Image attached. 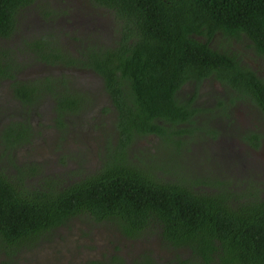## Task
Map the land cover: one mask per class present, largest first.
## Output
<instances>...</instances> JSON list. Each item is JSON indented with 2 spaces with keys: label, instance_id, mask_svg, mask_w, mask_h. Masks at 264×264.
<instances>
[{
  "label": "trees",
  "instance_id": "trees-1",
  "mask_svg": "<svg viewBox=\"0 0 264 264\" xmlns=\"http://www.w3.org/2000/svg\"><path fill=\"white\" fill-rule=\"evenodd\" d=\"M40 1L0 0V86L1 80L11 81L25 116L5 125L0 144L4 148L8 143V148L22 144L27 130L31 136V118L40 115L46 95L54 101L56 125H67L61 120L63 113L79 111L83 96H89L77 90L82 75L68 72L71 68L101 77L116 111L118 141L99 169L61 188L49 183L41 188L26 185L25 178L35 173L33 164L19 165L16 157L9 159L15 172L6 173L0 164V254L5 257L0 264H19L22 250L38 244L39 238L52 240L59 234L57 226L69 228L71 219L79 216L106 226L114 223L112 226L126 234L158 226L169 243L190 252L174 249L175 264H264V196L250 190L254 188L251 181L247 192L239 182L226 196L223 192L209 194L206 186L226 190L222 185L228 181L192 173L186 179L174 170L178 163L163 168L156 159L148 170L138 168L126 154L133 139L150 133L159 136L164 146L183 147L186 140L172 136L191 132L196 122L193 116L201 109L191 99L179 100L177 91L214 70L264 112V81L209 44L215 33L222 36L219 45L224 37L223 45H231L227 37L237 39L243 33L264 56V0H91V6L111 13L115 20L112 29L124 36L113 46L98 38L79 48L78 37L68 34L66 42L61 30L25 34L23 29L28 27L20 17L29 6L48 25L63 14L44 9ZM16 36L18 42L10 46L8 41ZM61 40L74 44L76 53L65 43L63 48ZM31 64L44 65L47 72L25 78L23 69ZM6 111V107L0 108V120ZM186 123L189 127L174 132L167 127ZM16 125L23 130L15 132ZM161 172L171 173L173 179L163 181ZM192 185L205 188L195 193ZM84 264L124 262L112 255L102 260L89 258Z\"/></svg>",
  "mask_w": 264,
  "mask_h": 264
},
{
  "label": "flooded vegetation",
  "instance_id": "flooded-vegetation-1",
  "mask_svg": "<svg viewBox=\"0 0 264 264\" xmlns=\"http://www.w3.org/2000/svg\"><path fill=\"white\" fill-rule=\"evenodd\" d=\"M89 6L92 7L91 4H89ZM59 17H60L59 21L62 23L61 24L62 28H67L68 26L64 25V23L66 21L67 22L70 21L68 17L65 16L64 14L60 15ZM55 19L56 18H54V20L51 21L49 24L52 23L55 24ZM103 20L104 19H101V21ZM108 21L109 20H106V23L104 25H108ZM110 22H111L110 30L105 31L102 29H98L97 30L98 35L96 36V38L92 39L90 43H95V41L98 38H102L101 36H99L101 35V31L103 33V37L105 34L113 33L112 35H106L104 37L105 43L110 44L111 46L114 45L113 44L114 42L118 41L124 36L121 31L112 29V27L115 25V20L113 16L111 17ZM59 30H61V28ZM62 35L65 41L68 42L69 41L68 36H65L64 34ZM221 37L222 36H220L219 33H215L213 37L210 39L209 44L212 47H219L222 52L233 56L234 59L237 60V62L240 65L249 68L251 71L254 72V74L257 77L261 78L264 81V56L257 52L256 48L253 45V42L249 39V37H247L243 33H240L237 39L233 37H227L232 42L231 45H223V43L226 40V38L224 37L222 41V45H219L218 43ZM203 40H206V38ZM79 47L80 46H78V48ZM72 53H76V51L75 52L73 51ZM261 65L263 67L260 68L259 66ZM48 66L52 67L51 65ZM25 67L28 68L27 65ZM49 69H54V68H49ZM33 70L34 72H38L37 71L38 69L36 68ZM82 71L76 68H71L68 70V72H73V73L75 72L82 75L81 80L77 81L76 85L79 84L80 86V84H86L92 86L94 90L90 93L88 90H82L79 89L78 87L77 89L78 91L88 92L89 96H83L84 101L81 104V108L79 109V111L74 112V114L69 113L67 111L63 113L64 116L61 117V120L67 123V125L65 126L56 125V121L53 119L58 117V113L56 110L53 109L54 101L51 100L52 97L46 95L44 96V98L45 101L47 98V101L44 104H42L40 109V115H33V118H31V122L33 124L32 128L30 129V132L32 133L31 136L30 137L28 136V130H27L23 132V138L25 139V141L22 144L11 146L9 148L8 145L10 143H8V145L5 148L3 144H0V151H1L0 164H2V166L5 169L11 168L9 165V159L11 157L13 158L16 157L17 159L15 160V162L19 165L23 164L24 162L30 165L33 164L32 171H34L35 173L33 175H30V177L29 176L26 177L24 181L26 185H30L31 188L34 187L41 188L42 185L46 183L56 185L60 188L63 186H68L71 184V182L78 181L81 177L84 176V174L81 176H76L72 173V171L68 170L67 169V164H69L68 160H71L70 163L75 162L78 165L77 169L80 167V163L83 169H84L83 163L85 162L95 163V167H96L95 170H97L100 168V166H102L103 161L108 159L109 154L111 152L108 150V148H113L117 146L118 119H117L116 111L114 110V105L112 104V100L110 96L107 95L106 92L103 90L102 79L97 73H94L92 71H86L84 69H82ZM25 78H29V77H25ZM191 81H193V83L191 85L189 84L188 92L184 95V97L180 98V93L182 91L181 88L183 87L182 86L180 90L177 91V98H179V100L191 99L192 104L198 105V107L201 109V112L195 113L193 119L196 118L197 120V117L199 116L206 117L204 115H211V114L217 115L215 119L211 121L212 123L215 124L214 127L213 126H209V128L195 127L194 130L197 133H199V128L204 132L208 131L207 133L213 132V136L214 134L219 133V139H220V137H222V134L226 131L228 126L236 124L234 120L237 119L235 115V113L237 112L241 124L240 131H243L245 133L243 134V136L242 135L240 136L241 141L243 140L244 146H246V148L251 150L250 156L246 158L247 159L246 162L250 161V162L259 163V165L257 164V166H259V168L261 169L264 168V160H263L264 112L261 110V108L251 100L250 96L237 92L235 88L227 84L225 82L227 81L226 79H220L219 77H217V72L215 70L214 72H211L208 76L202 77L200 80L196 79ZM1 82L2 84L0 86V100L1 102H3V106L8 109V111L4 112V115L2 116L3 119L0 120V132L3 133L6 128L5 125L10 124L11 122L14 121H18V120L20 121L21 118L22 117L24 118L25 116L22 114V110H21L23 107L22 103L20 99H18L15 96L13 92V88L10 85L11 81L4 79L1 80ZM88 99H92V101L88 103L87 102ZM99 99H101V101H99ZM6 101L8 103H6ZM84 104H86V106H84ZM241 109L243 110L241 111ZM213 110H215L214 113H212ZM37 117H39L42 125L40 124L38 125L36 123L35 119ZM48 118H52V123L47 125L49 129H51L52 126V130L55 133L58 132L61 135L62 134H65L66 136L69 135L71 138V140L68 141L69 147L66 146L67 141H64L62 143L60 142L61 144L56 143L57 147L55 149L58 150L61 149L60 154L63 153V150L66 151L68 150L69 153H66V155L59 157V158H65V162L62 163L61 166L55 167L54 169H50V164H49V157H50V153L53 151L52 145L54 144H52L51 142L49 143L51 144V147H46L39 150H37L38 145L35 146L37 137L42 138V135L45 136L46 134V131L44 129L46 128L45 123ZM100 119H102V121H100ZM227 121H230L229 125H226ZM167 127L173 132L179 130L180 128V126H176V125H174L173 128H171L170 126ZM14 129L15 132L17 130H23L22 126L20 125H16ZM111 134L113 137L109 139ZM146 137L148 141L150 140L149 142H146L147 145L146 155L143 154L141 157H139V160L137 159L135 161V163L138 168H143L148 170L150 168V165L153 164V160H155L156 153L162 147H164L165 143L159 142L161 138L154 133L146 134ZM172 137L182 138V133L181 134L177 133ZM223 138L226 139L227 142H229L227 137H223ZM114 139L116 140V144L114 142ZM183 139L186 140L187 138H183ZM47 141L49 142V140ZM3 143L5 144L4 139H3ZM151 144L154 145L152 146V148H149V146L151 147ZM98 145H99V149L97 150L96 148ZM196 145H198L197 141L194 142L190 141L186 143L183 147L179 146L176 150H174L176 153L174 152L172 154L173 161L176 160L178 165H182L184 167L182 169L183 172H187V170L188 172H191L188 169L187 165L188 163L191 164L193 160V154ZM15 148H20L21 151L19 154H16ZM26 149L33 151L31 152L33 153V155L27 153ZM180 157H184V158L180 160ZM141 159H143L144 162H142ZM56 161H58V159H56ZM59 161L63 162L62 160ZM179 161L182 164H180ZM144 163H146V167ZM203 168H205L206 170L203 173H200V176L206 174L210 176L209 167L204 164ZM11 170L12 172H15V169L13 167L11 168ZM95 170L92 173H94ZM245 171L249 172L247 170ZM249 173L253 174L254 177L253 181L255 179H258L260 176V174H255L252 172ZM263 173L262 176H264ZM165 174L168 173L167 172L160 173V176L162 177L163 181L167 179H173L171 173L170 175L172 178L166 177ZM192 177L193 176L190 175L186 177L185 174L186 179ZM39 179H42L41 183L38 181ZM222 186L228 188H226V190L224 189L219 190L212 187V188H208L207 191L209 192V194L223 192L224 195L226 196V193H229L231 191L230 186L228 184H223ZM199 187H200L199 185L191 186L192 191L195 193L199 191H203V189H199ZM228 190L229 192H227ZM260 196H262V194ZM101 222L102 221L94 222V224L98 226V229L99 227H103ZM56 230H62L66 232L68 230V226L61 224L56 227ZM118 230L121 235V238H123L122 240L123 241L127 240V243L133 242L135 249L137 246L144 247L141 250V252H139L138 250L136 251L132 260V264H148L149 261H154V264H175L176 260L174 256L177 253L174 249H177L180 252L184 250L187 251L186 248L180 245L176 246L172 243H169V241L166 238H164L162 228L158 226H153V225L145 226L140 228L139 230H135L132 234H126L120 229ZM118 238L119 237L115 236L112 244H116ZM68 240L69 239H67V236L63 239H60L59 236L56 235L52 237V240H47L44 239L43 237L37 239L38 244L35 243L36 247L45 244L44 248H40L38 250L40 254L39 259H41V261H44L43 259H45L47 255H50L52 262L56 261L57 255L60 252L63 253L66 252V244L68 243ZM50 244H53L55 247H50L49 246ZM128 246L132 248V243L130 244L128 243ZM47 247H49L51 253H44L46 250L45 248ZM112 247L116 251V254H112V255H117L119 256V258L124 257L123 262L124 264H126L124 259L127 257L126 256L122 257L121 252H119V247L117 245L116 246L113 245ZM186 253L190 255V252L187 251ZM112 255L107 256L104 254L102 259H108V257H111ZM89 258L102 260L100 257L95 258L94 256L84 255L81 258V264H84V262ZM22 261L27 263L26 260H24V258H22Z\"/></svg>",
  "mask_w": 264,
  "mask_h": 264
},
{
  "label": "rangeland",
  "instance_id": "rangeland-1",
  "mask_svg": "<svg viewBox=\"0 0 264 264\" xmlns=\"http://www.w3.org/2000/svg\"><path fill=\"white\" fill-rule=\"evenodd\" d=\"M42 4L43 8L46 10H51L52 13H63L65 16L68 17L70 21H66L64 25H67V28H62V23L59 21L60 15L58 14L55 16V24H47L40 19V17L36 14L37 11L33 10L31 6L26 8L25 11L21 12L20 21H23V25L25 27H28L30 31L27 29L25 30V34L28 36L35 35L34 33L37 32L39 35L44 34L45 31L50 30L49 32H53L55 34V31H58L61 28V32L66 35H76L78 37V46L80 45H86L88 42H90L92 39L96 38L97 36V30H110V19L112 17L111 13L107 12L105 9H98L94 6L90 7L89 4L91 3V0H41L39 2ZM89 3V4H88ZM34 9V8H33ZM108 14V15H107ZM101 19H104L101 21ZM106 20L108 21V25H104L106 23ZM60 23V24H59ZM59 24V25H58ZM60 26V27H59ZM24 27V28H25ZM111 34H105L106 35H112ZM103 37V33L101 31V35ZM19 36L11 38L8 43L10 46H15L14 44L18 42ZM82 39V40H80ZM64 43L66 44L67 49L72 53L73 51H76V47L72 43H66L61 40V46L64 48ZM20 56V54L18 55ZM27 58V56H25ZM20 58H23L22 56ZM28 68L24 67V77H30L32 78L37 77L38 75H44L47 72V69L43 65H27ZM260 68L263 67L262 65L259 66ZM38 69V72H34L33 69ZM54 68V67H53ZM46 69V70H45ZM49 69V68H48ZM57 69V68H55ZM75 74V73H74ZM30 75V76H29ZM185 89H182L180 93V98H183L184 95L188 92L189 83L185 84ZM79 89L82 90H88L90 93L94 90L92 86L86 85V84H80ZM47 101V98H46ZM101 101V99H99ZM3 107V103L0 100V108ZM243 109H241L242 111ZM215 110L212 111L214 113ZM85 114V113H84ZM236 112L235 115L237 117L235 121L236 124L228 126L226 131L222 134V137L219 139V133L214 134L204 132L199 128V133H197L194 129H192L191 132H183L182 133V139H186V143L188 142H194L197 141L198 145H196L194 154H193V160L191 164L188 163L187 167L194 175H200V173H203L206 169L203 168L204 164L209 167V173L214 178L220 179L223 178L225 182L230 186V189H232L236 184L240 182L241 187L245 192H247V186L250 185L248 181L252 182V185L254 188H250V190H258L264 196V176H262V173L264 172V168H259L255 162H246V158L250 156V149L246 148L244 146L243 140L241 141L240 136L245 134L243 131H240V120L239 116ZM206 117H197V120L195 122V127H204L209 128V126L214 127L213 119L217 115H204ZM36 123L39 125H42L40 122L39 117L36 119ZM102 121V119H100ZM52 123V118H48L45 125L46 128L44 129L46 131L45 136L42 135V138L37 137V140L35 142V146L38 145V149H43L46 147H51V143L54 144L53 151L50 153L49 157V164L50 169H54L55 167L61 166L62 163L65 162V158H59L60 156L66 155V153H69L68 150H63V153L60 154V150L55 149L57 147L56 143H62L64 141H67L66 146L69 147V142L71 140L69 135L65 134H59L58 132L55 133L51 129L48 128L47 125ZM217 123V122H216ZM212 124V125H211ZM230 121H227L226 125H229ZM184 125H178L180 127H189ZM173 128V125H167ZM69 136V138H68ZM112 134L110 135L109 139H111ZM223 137H227L229 142L226 141ZM181 138V137H180ZM192 139V140H190ZM49 140V142L47 141ZM150 141V140H149ZM147 140L146 136L138 137L133 139L130 144L127 146L126 154L127 159H129L132 162H135L137 159L139 160V157H141L143 154L146 155V142H149ZM226 141V142H225ZM1 142V140H0ZM114 142L116 144V140L114 139ZM159 142H163L162 139L159 140ZM42 143V144H40ZM60 143V144H61ZM229 145H228V144ZM59 144V145H60ZM154 144H151L152 148ZM63 149V148H62ZM99 149V145L96 148ZM96 150V152H97ZM110 150V148L108 149ZM260 150V149H259ZM258 150V151H259ZM16 154L20 153V148H15ZM25 152V151H24ZM26 152L33 155V151H30L29 149H26ZM59 153V154H57ZM174 153V146L173 145H167L162 147L155 155V159L157 160V163H161V166L170 167L169 163H177L176 160L173 161V156L170 154ZM1 155V151H0ZM25 158V157H24ZM52 158V159H51ZM184 157H180V160ZM51 159V160H50ZM58 159V161H56ZM103 159V158H102ZM251 159V158H250ZM24 160V159H23ZM59 160H62L63 162H60ZM264 160V158H263ZM69 164H67V169L72 171V173L76 176L85 175L88 173H92L96 167L95 163H83L84 169L81 166L77 169V164L75 162L70 163L71 160H68ZM48 163V162H47ZM100 163V161H99ZM180 164H182L179 161ZM246 163V164H245ZM66 165V164H64ZM182 165H174V170L180 171L178 172L180 175L185 176L183 170H181ZM186 167V170H187ZM164 168V167H163ZM194 168V170H193ZM245 170L260 174L258 179H254L253 174L246 172ZM6 173H11V168L5 169ZM188 172V170H187ZM191 172H188L186 177H188V174H191ZM197 172V173H196ZM264 174V173H263ZM172 175V174H171ZM170 173L165 174L166 177H171ZM172 178V177H171ZM226 179V180H225ZM30 181V180H29ZM40 183L42 182V179L38 180ZM236 183V184H235ZM30 186V185H29ZM31 187V186H30ZM204 186H200L199 189H204ZM206 188H210L207 187ZM212 188V187H211ZM215 189L218 188L217 185L214 187ZM228 188V187H226ZM260 194V195H261ZM70 227L66 232L62 230H58V236L60 239H63L67 236L68 243L66 244V252H60L57 255L56 261L51 260L50 255H47L44 261H41L39 259V249L44 248L45 244L40 245L38 247L31 246L30 248H25V251H21L20 253V260L19 264H81V258L84 255H90L94 256L95 258L100 257L102 259L103 255L110 256L112 254H116V251L113 249V245H117L119 247V252H121L122 257L126 256L125 263L126 264H132L133 257L138 250L141 252V250L144 248L142 246H137L135 249V246L133 242H128L129 244L132 243V248L128 246L127 240L123 241L121 238V235L119 233L118 228L114 225L106 226L102 223L103 227H99L94 224L93 221L88 220L86 218H72L70 221ZM116 237L118 238V241L116 244L113 243V239ZM140 245V244H138ZM50 247H55L53 244L49 245ZM117 247V248H118ZM44 253H51L49 247L45 248ZM42 251V250H41ZM40 251V252H41ZM44 251V249H43ZM138 252V253H139ZM84 254V255H83ZM4 255L0 254V262L4 259ZM22 258L26 260L27 263L22 261ZM124 258V257H123ZM45 262V263H44ZM52 262V263H50ZM10 264H14V261H10Z\"/></svg>",
  "mask_w": 264,
  "mask_h": 264
}]
</instances>
